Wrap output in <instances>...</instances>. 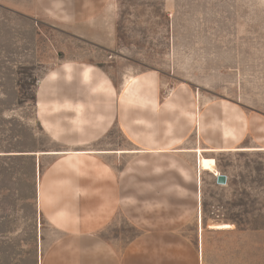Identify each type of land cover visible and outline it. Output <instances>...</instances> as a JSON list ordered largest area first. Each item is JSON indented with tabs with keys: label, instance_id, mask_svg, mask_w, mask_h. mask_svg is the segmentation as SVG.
<instances>
[{
	"label": "rangeland",
	"instance_id": "1",
	"mask_svg": "<svg viewBox=\"0 0 264 264\" xmlns=\"http://www.w3.org/2000/svg\"><path fill=\"white\" fill-rule=\"evenodd\" d=\"M45 1L0 0V264H37L40 234L49 235L39 227L33 153L52 148L41 126L65 106L56 101L76 89L93 95L83 66L65 71L72 61L120 86L121 150L152 151L122 156L125 176L137 164L138 214L152 223L169 208L179 223L211 226L202 264H264V151H234L264 148V0H110L93 28L115 33L111 60ZM197 149L222 151L202 153L199 172ZM102 234L137 233L122 216Z\"/></svg>",
	"mask_w": 264,
	"mask_h": 264
},
{
	"label": "crops",
	"instance_id": "2",
	"mask_svg": "<svg viewBox=\"0 0 264 264\" xmlns=\"http://www.w3.org/2000/svg\"><path fill=\"white\" fill-rule=\"evenodd\" d=\"M103 1L47 0L43 6L80 39L98 44L99 51L110 59L118 49L115 33L93 28L100 22L95 18L110 7V0L106 4ZM63 66L69 72L83 66L80 81L90 86L93 95H78L76 89L71 98L55 102L65 106L57 107L56 116L51 115L41 126L53 143L51 150L33 153L38 166L39 227L42 233L49 232L48 236L40 234L37 264H202V232L204 228L212 230L211 226L198 223V218L197 223H179L169 208H161L152 223L137 212L135 201L141 198L137 193V164L132 163L125 176L122 156L152 151L137 146L124 151L120 148V86L116 90L113 80L99 66L75 61ZM128 85L130 97V81ZM70 134L75 138L68 142ZM194 153L200 172L201 159L196 150ZM164 198L168 199V192ZM122 200L134 202L122 211ZM122 216L137 234L124 241L106 239L102 233L119 225Z\"/></svg>",
	"mask_w": 264,
	"mask_h": 264
},
{
	"label": "bare ground",
	"instance_id": "3",
	"mask_svg": "<svg viewBox=\"0 0 264 264\" xmlns=\"http://www.w3.org/2000/svg\"><path fill=\"white\" fill-rule=\"evenodd\" d=\"M222 150H216V149H197L196 154L199 156L198 159H201V154L203 152H219ZM234 151H240V152H258V151H264V148H242V149H234ZM200 161V160H199ZM203 165L206 166V162L202 161ZM201 162V163H202Z\"/></svg>",
	"mask_w": 264,
	"mask_h": 264
},
{
	"label": "water",
	"instance_id": "4",
	"mask_svg": "<svg viewBox=\"0 0 264 264\" xmlns=\"http://www.w3.org/2000/svg\"><path fill=\"white\" fill-rule=\"evenodd\" d=\"M226 183V177L224 175H218L216 177V184L224 185Z\"/></svg>",
	"mask_w": 264,
	"mask_h": 264
}]
</instances>
